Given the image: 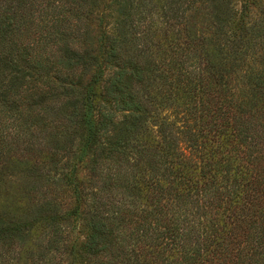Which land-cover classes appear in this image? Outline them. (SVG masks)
I'll return each instance as SVG.
<instances>
[{
	"label": "trees",
	"instance_id": "16d2710c",
	"mask_svg": "<svg viewBox=\"0 0 264 264\" xmlns=\"http://www.w3.org/2000/svg\"><path fill=\"white\" fill-rule=\"evenodd\" d=\"M0 264H264V0H0Z\"/></svg>",
	"mask_w": 264,
	"mask_h": 264
},
{
	"label": "rangeland",
	"instance_id": "374dc122",
	"mask_svg": "<svg viewBox=\"0 0 264 264\" xmlns=\"http://www.w3.org/2000/svg\"><path fill=\"white\" fill-rule=\"evenodd\" d=\"M77 236L80 238V240H82L83 237L81 235L77 234Z\"/></svg>",
	"mask_w": 264,
	"mask_h": 264
}]
</instances>
